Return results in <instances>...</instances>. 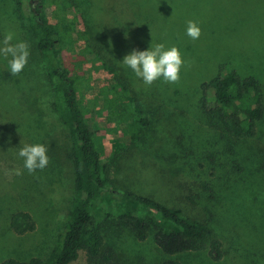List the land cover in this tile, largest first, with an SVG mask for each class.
Here are the masks:
<instances>
[{
    "label": "rangeland",
    "instance_id": "1",
    "mask_svg": "<svg viewBox=\"0 0 264 264\" xmlns=\"http://www.w3.org/2000/svg\"><path fill=\"white\" fill-rule=\"evenodd\" d=\"M20 1L26 2L0 0V47L9 32L13 43L24 40L30 45L28 64L16 76L0 59V264L10 258L48 260L75 197L69 131L53 109V88L36 31L29 12L19 11ZM70 1L79 29L100 45L93 55L65 53V60L79 75L91 76V87L84 90L87 115L109 177L114 180L128 170L143 187L152 177H170L179 186L177 196L189 204L181 200L184 212L212 228L207 245L220 240L224 252L220 261L212 260L208 249L166 256L154 232L140 241L121 217L128 208L155 218L154 212L122 199L113 189L93 215L105 238L100 257L82 252L74 264H264V120L256 138H237L218 117L203 111L201 90L221 66L243 78L255 77L264 88V0ZM190 20L201 28L197 40L186 35ZM157 43L181 51L178 82L161 78L147 85L123 65L133 49ZM99 52L128 80L150 121L138 140L132 141L120 123L107 121L96 86L111 76L101 68ZM36 142L46 145L49 163L30 174L16 153ZM116 186L123 189L112 184ZM19 212L31 214L34 232L14 231L12 217ZM161 225L165 231L175 230L168 222Z\"/></svg>",
    "mask_w": 264,
    "mask_h": 264
},
{
    "label": "trees",
    "instance_id": "2",
    "mask_svg": "<svg viewBox=\"0 0 264 264\" xmlns=\"http://www.w3.org/2000/svg\"><path fill=\"white\" fill-rule=\"evenodd\" d=\"M72 6L70 0H26L24 5L21 1L18 3L19 11L29 12L38 49L46 64L47 78L53 88V109L69 131L75 197L65 229L48 260L32 258L19 261L10 258L1 264H74L82 252L93 259L99 258L105 238L101 224L94 219V210L104 194L113 189L122 199L154 212L155 218L128 208L121 215L140 241L147 240L154 232L156 245L168 257L208 249L211 259L220 261L224 256L222 242L213 240L207 245V240L213 235L212 228L184 212L181 205L185 200L176 194V189H179L177 182L168 176L158 175L152 177L149 186L143 187L128 170L114 180L109 177L87 115L84 90L90 86L91 76L79 75L65 60V53L69 57L93 55L100 45L79 29L80 22L77 16H73ZM100 55L101 68L111 76L106 84L96 86L100 104L108 113L107 121L120 123L132 141L138 140L150 121L144 117L139 98L131 91L128 80L105 54L97 53L98 59ZM201 90L202 109L207 115L218 117L222 126L237 138L251 140L257 137L259 124L264 120V88L258 79L253 76L243 78L236 71L221 66L218 75L202 84ZM113 183L123 189L113 188ZM161 221L168 222L175 230L165 231ZM12 227L18 235L36 230L33 217L27 212L13 215ZM163 264L181 263L167 260Z\"/></svg>",
    "mask_w": 264,
    "mask_h": 264
},
{
    "label": "clouds",
    "instance_id": "3",
    "mask_svg": "<svg viewBox=\"0 0 264 264\" xmlns=\"http://www.w3.org/2000/svg\"><path fill=\"white\" fill-rule=\"evenodd\" d=\"M186 35L192 40L201 36V28L195 21H188ZM14 34L9 32L4 36L0 47V59L6 61L11 75L20 74L28 64L30 45L27 41L14 42ZM122 63L145 84L151 85L158 79L168 83H176L180 79L181 68L184 64L181 51L176 46L168 47L163 43L150 45L145 50L133 49L124 56ZM16 155L23 160V167L28 173L43 170L49 163L47 147L43 143H28L19 148Z\"/></svg>",
    "mask_w": 264,
    "mask_h": 264
}]
</instances>
